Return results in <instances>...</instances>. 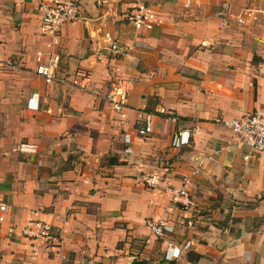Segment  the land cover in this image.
Segmentation results:
<instances>
[{"label": "crops", "instance_id": "crops-1", "mask_svg": "<svg viewBox=\"0 0 264 264\" xmlns=\"http://www.w3.org/2000/svg\"><path fill=\"white\" fill-rule=\"evenodd\" d=\"M38 1L0 0V62L15 65H0V264H264V152L222 122L264 113V15L237 17L264 0H78L53 47ZM140 3L157 13L150 30L126 18ZM38 50L59 54L51 83ZM123 81L124 116L107 99ZM149 174L158 186L139 182ZM183 175L192 226L166 190ZM28 219L50 223L52 238L24 237ZM156 220L173 231L155 236Z\"/></svg>", "mask_w": 264, "mask_h": 264}, {"label": "built area", "instance_id": "built-area-1", "mask_svg": "<svg viewBox=\"0 0 264 264\" xmlns=\"http://www.w3.org/2000/svg\"><path fill=\"white\" fill-rule=\"evenodd\" d=\"M37 13L39 14L38 30L41 35L48 36L50 41L48 47L57 46L59 44V34L64 24L78 20V0H39L37 3ZM264 15L263 6L244 7L238 14V19L241 23L254 22L259 16ZM128 22L137 30H150L158 22L157 13L149 5L140 3L133 6L126 14ZM111 48H116V45L111 43ZM43 52L36 51V68L38 75L42 76L46 83H51L56 80L55 70L58 67L59 54L54 51H48V59H43ZM0 65L14 68L12 60L0 62ZM84 78H81L83 80ZM73 84L81 87L85 85L81 83L79 78L73 80ZM128 82L123 81L120 85L114 87L108 94V101L111 107L120 112L124 116L123 109L126 105L127 94L129 91ZM139 119L142 122L137 131L139 135H145L152 129V115L148 112H141ZM238 139L244 142L250 149L255 152H264V113L256 110L244 118H229L222 121ZM124 142L130 143V138L125 136ZM173 146H180L181 139L179 134H175L172 138ZM125 152H130L131 148L126 146ZM161 181L160 176L156 174L143 175L139 182L143 185L155 187ZM191 180L188 175L181 176L178 186L167 185L166 190L170 193L171 201L179 205L187 216L186 224L192 226L195 218V201L191 194ZM5 205H0V210L3 211ZM0 220L3 216L0 215ZM149 227L153 234L157 237H162L173 231L172 225H169L163 220L151 221ZM51 225L45 220L28 219L20 227V233L30 240H45L52 238ZM190 242H185L182 248L186 249ZM179 245L172 240L166 242L165 256L171 260L179 254Z\"/></svg>", "mask_w": 264, "mask_h": 264}]
</instances>
